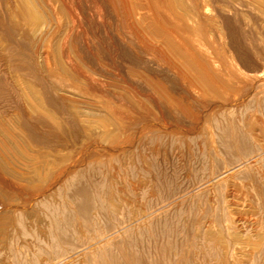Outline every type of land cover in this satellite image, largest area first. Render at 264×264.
<instances>
[{"label":"bare ground","instance_id":"bare-ground-1","mask_svg":"<svg viewBox=\"0 0 264 264\" xmlns=\"http://www.w3.org/2000/svg\"><path fill=\"white\" fill-rule=\"evenodd\" d=\"M6 4L14 32L27 49L23 59L27 66L22 73L11 69L12 63L5 70L18 90L19 112L0 114V264L7 257L8 264H171L173 255L181 254L172 237L175 231L167 219L156 222L148 217L175 205L177 197L141 215L145 208L128 197L120 200L119 194L120 201L110 199L106 204L104 216L121 215L127 207L128 223L98 235L89 249L73 250L68 249L73 233L69 206L61 202L64 198L57 190L45 187L70 169L76 157L72 146L92 147L102 154L119 152L128 166L135 138L155 133V127L166 130L183 117L189 118V125L203 126L217 109L230 114L231 106L247 95L242 90L249 77L243 69L246 55L255 58L254 67L264 68V0H99L95 7L99 22L93 31L88 27L90 32L80 0ZM100 29L107 34L109 49ZM7 59L2 64L7 66ZM249 116L241 121L242 128L257 148L246 165L264 159V123ZM153 126L155 130H150ZM99 163L97 157L89 160L91 168L102 167ZM241 167L231 166L208 178L209 174L191 188L208 193L207 203L213 212L219 209L221 219L216 221L213 214L202 220L194 232L195 243L183 245L190 255L188 264H264V198L258 196L252 177L245 183L234 180ZM261 176L258 182L264 190ZM109 190L111 194L112 187ZM83 192L81 187L70 195ZM91 195L90 205L104 212L103 199ZM87 206L83 202L78 206L85 218ZM135 218L143 219L133 224ZM29 243L52 258L41 260L35 251L25 257L17 248H29Z\"/></svg>","mask_w":264,"mask_h":264},{"label":"rangeland","instance_id":"rangeland-1","mask_svg":"<svg viewBox=\"0 0 264 264\" xmlns=\"http://www.w3.org/2000/svg\"><path fill=\"white\" fill-rule=\"evenodd\" d=\"M80 1H81V5L83 6L84 10L86 11V17H87L88 24H89L86 27V31H88V32H90V30L93 31L95 25L97 24V22H99V18H97V16L98 15L100 16V14L99 13L97 14V12H99V11L97 10V12H96L97 8H95V7H97L96 3L99 0L98 1L97 0H80ZM7 12L8 11H7L6 0H0V39H1V41H0V45H1V47H0V74H1V76H0V96H1L0 97V114H2V115H7L8 112L11 113V110H12V112H14V111L19 112L18 90L15 86H13L14 85L13 82L9 78L7 72L5 71L6 67H8L12 63L11 67L10 66L9 67L11 69H13L14 71H18V72L22 73L26 69V66H27V63H24L25 61L23 60L24 57L26 56L27 49L25 48L24 43L16 36L14 29L12 27V23L9 20V16H8ZM96 20H98V21H96ZM93 24H95V25H93ZM88 27H90V30H88L89 29ZM99 31H100L99 33H100L101 37L103 36L105 39L104 40L102 37V39L105 41L104 46H106V48L109 49L110 46H109V42L107 40L108 38L106 37L107 34L102 29H100ZM104 33H105V35H104ZM2 52H3V54H1ZM246 56L248 58V59L246 58L248 61V64H246L245 67H243V69L246 73V76H249V77H246L247 79L245 81H248V82L244 81V84H243L244 86H242L243 87L242 90L245 89L247 95L241 102L237 103L236 105L231 106L230 114L229 113L228 114L226 113L225 115L220 114V113H222L221 109H217L215 111L213 117H211V116L209 117L210 122L206 123L203 126L200 124L197 126L196 125H193V126L189 125L190 124V122L188 123V121H190L189 118L186 119V117H183V119L180 118L181 120H183V122L179 119L177 121V124H176L177 126H174V127L170 126L171 128L166 127V130H165V128L160 129V128L155 127V126L151 127V129L150 128L146 129V130H149V129L153 130L154 127H155V129L157 128L155 133H152V132H149L148 134L144 133V134H142V136L135 138L136 142L134 141L133 146H132V150L130 149L131 152L130 151L128 152V156H130V158H131V161H130L128 166H125L123 164L124 159L122 158V156L118 155L119 152H117V153L113 152V154H111V153L102 154L100 152H96V150H94V148H92V147L85 148L84 150H77V149H75L74 146H72V154L73 155L75 154L73 157H75V156L76 157L74 158V160H72V165L69 169L70 171L68 170V172L64 176H62L61 178L59 177V179H56L55 181H53V180L49 181L50 184L48 182V184L45 187V191L46 190L49 191L50 189H51V191H52V189H53V191L57 190V191H55L56 193L58 192L57 195L60 193V196L62 195L61 197L64 198L63 200L60 198L61 202L64 201L65 204H67V206H69L68 210L70 209L69 211H70L71 226H72V232L73 233H72V237L70 239L71 242H70V245L68 246V249L70 248V249L74 250V249H80V248H84V247H85L84 249H89V248L94 246V245H90V242L91 243L94 242L98 238L97 237L98 235H99V237L100 236L102 237L104 235H107V234L113 232L116 229V225L121 226V225L128 223V221H129L128 220L129 219L128 213L129 212H128L127 207L126 208L124 207V209H123L124 211H122L121 215L118 214L120 216L116 215L115 213H109L110 217L104 216L105 214H107L106 209H107V205L110 203L109 202L110 199H114V201L116 202L119 200L118 198H120V200H121L122 198L126 199L128 197L127 199H130L129 201L131 203H133L134 205H139L140 207H143V208H145V210H147L146 213L143 212V214H141V215H147L151 210H153L159 206L168 204V202H171L172 199H174V197L175 198L177 197L178 199L174 203L175 205L169 204L166 207H164L161 212L154 214V215L153 214L149 215L148 218L151 217V219L152 220L154 219V221H156V222L163 220V218L165 220L167 219V221L169 222V226L175 231L172 237H173V240H175V242L178 244V249L181 253V254L176 253L175 255H173V259L171 260L170 263L171 264H174V263L175 264H179V263L180 264H184V263L188 264L190 261V255L186 254L187 251L183 250V245L184 244L186 245V243H189L191 241L193 243H195L196 237H197L194 233L195 229L196 228L198 229L199 227H201V224H203L204 221L210 220L213 214H215L216 221H219V219H221L220 213H218L219 209L215 210L214 212L210 209V206H209L210 203L208 202V197H207L208 193H206V192H201V193L192 192V189L194 187H196L201 182L202 179H205V177L207 178L209 176V174H210V176L208 178L213 177V176L217 175V173H221L223 170L228 169L231 166L241 165V166H243V168L241 167L242 168V169L240 168L241 171H239L235 175L236 177L235 176L233 177L234 180L237 182L245 183L247 181L250 182V177H252V181L254 182L253 185H254V187H256L255 190H256L258 196L261 197V194H262V198H264V190L262 189L260 183L258 182L261 179L260 175L264 176V170H263L264 169V163H263L264 159L258 157V161L255 164L246 165L244 163V162H247L248 158L254 154V151L256 150L257 146H256V144H253V141L251 139H249L250 137L247 135V133L242 128V123H241V121L245 117L247 118L250 114L257 116L256 118H259V122L261 121L262 123H264V112H263L264 111V84H263L264 83V68L254 67L251 63L255 62V58L249 53ZM6 57H8L7 66H6V64H2L3 63L2 61L4 59H6ZM5 76H7L8 78L6 77L7 78L6 79ZM3 78H4V80H3ZM12 90L14 92H12ZM217 111L219 113H217ZM219 114H220V116H219ZM254 116H253V118H255ZM222 117L225 119H222ZM249 117L252 118V116H249ZM249 117H248V119H250ZM202 119H204V117ZM256 120H258V119H256ZM208 124H210V126ZM207 125H208L209 129H208ZM158 129L160 130L159 131L160 133H158ZM188 129H189V131H188ZM199 130H200V132H199ZM162 132H164V133H162ZM197 132H198V134H197ZM166 133L168 134V136L166 135ZM199 133H201V134H199ZM203 134H204V136H203ZM175 135H176V137H175ZM135 136H138V135H135ZM146 136H147V139H146ZM181 136L183 138H181ZM144 137H145V139H144ZM164 137H166V138H164ZM130 138H131V136H130ZM130 138L128 137V140H130ZM150 141L153 143V145ZM192 141H193V143H192ZM144 144H146V145H144ZM172 146H174V147H172ZM208 147H210V148H208ZM254 147H256V148H254ZM172 154H174V155H172ZM179 154H180V156H179ZM91 157L92 158L97 157V160H99L100 163L102 162V164H101L102 167H104V165H105L104 169L102 167H99V165H98V167L95 166V168L94 167L91 168L89 166V160L92 159ZM108 158L110 160H108ZM207 158H208V160H207ZM190 160H191V162H189ZM104 161H105V164H104ZM106 162L109 163L110 166L108 164L106 165ZM196 162H197V164H196ZM240 163H242V164H240ZM119 164H121V166ZM254 165H256V166H254ZM107 166L111 167V168L108 169ZM98 168H100L101 170L100 169L98 170ZM112 168H114V169L110 170ZM116 168H117V170H116ZM72 169H73V171H72ZM112 171H114V172H112ZM110 172H112V173H110ZM109 173L111 175L110 178H106L107 175L109 176ZM141 173H146V174H141ZM101 174H103V175L101 176ZM131 174H133L135 176H132ZM211 174H213V175H211ZM91 175L94 177V179L91 178ZM255 176H257L258 178H256ZM130 177H132V179ZM121 178H122V180H121ZM117 179H119V180H117ZM65 182H67V183H65ZM117 183H119L120 185ZM178 184H180V185H178ZM50 185H51V187H50ZM219 186L220 185H217L216 187H219ZM52 187H54V188H52ZM55 187L57 189H55ZM81 187L86 189L85 193L83 192V193H80L78 195L74 193L75 197L74 196L72 197L70 195L71 193L74 192V190L76 191L78 188H81ZM111 187H112V191H113L111 193L113 198H112V196H110L111 190H109V188H111ZM115 189H117V192H115L116 191ZM103 192H105V193L103 194ZM114 192L116 193L115 198H114L115 194H113ZM187 192H188V194H187ZM101 193H102V195H101ZM119 194L121 196L122 195H124V196L120 197ZM90 195L91 196L94 195V196H96V198L98 196L99 200H102V199L104 200V198L107 196L105 198L106 201H103V200L101 201V203H104L103 204L104 208H105L104 212H101L100 210H98V208H94L93 204L90 205L91 204V203H89ZM108 195H109V198H108ZM117 196H118V198H117ZM130 196L132 198H130ZM116 199H118V200H116ZM78 200L81 202H79ZM82 202H83L84 206H86L87 204L90 206V207L87 206L88 211L86 210L88 212V218H85L84 216H82V214H81L82 212L80 211V208L78 207L79 203H82ZM71 203L74 205H72ZM71 208L72 209L74 208V209L72 210ZM95 209H96V211H95ZM125 210H127L126 211L127 213L125 212ZM198 210L200 212L202 211L201 212L202 215H201V213L198 214V212H199ZM216 211H218V212H216ZM94 212H95V214H93ZM100 214L102 216H100ZM141 215H138L137 217H140ZM142 219L143 218H139V219L137 218L136 220H134L133 224L141 221ZM125 220H127V221H125ZM202 220H203V222H202ZM146 232H148V231H146ZM181 232L184 235H182ZM148 234L149 233H147L146 236H148ZM29 239L30 238L27 237V239H25L26 242L30 241ZM120 241L121 240L118 237L116 242L120 243ZM19 244H21V243H19ZM33 244L29 243L30 246H28L32 250L29 248H26L27 245L21 246V250H20V247L18 245L17 249H19V251H21V253L25 257L27 255L31 254L32 251H35L36 253L38 252L40 254V255L39 254H37V255H38V258L40 257L39 259H41V260L46 261V260H49L52 258L51 254L47 250L42 249L39 252L38 251L39 249H37V247L34 246ZM86 244H87V248H86ZM185 247H187V246H185ZM180 248H181V250H180ZM26 249H27V251H26ZM4 251L6 253L5 249H4ZM120 251L123 252V250H120ZM0 256H1L0 258L3 259V255H0ZM7 258H5L6 260L4 259L5 264L9 263L7 261Z\"/></svg>","mask_w":264,"mask_h":264}]
</instances>
